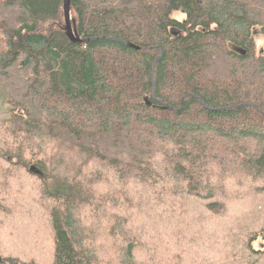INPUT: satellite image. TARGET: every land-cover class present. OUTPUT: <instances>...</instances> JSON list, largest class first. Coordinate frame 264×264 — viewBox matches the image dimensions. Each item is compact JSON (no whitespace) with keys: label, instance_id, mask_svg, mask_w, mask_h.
<instances>
[{"label":"trees","instance_id":"obj_1","mask_svg":"<svg viewBox=\"0 0 264 264\" xmlns=\"http://www.w3.org/2000/svg\"><path fill=\"white\" fill-rule=\"evenodd\" d=\"M69 15L78 41L63 0H0V175L23 172L45 209L0 264H45L38 237L50 264H178L183 248L264 264V0H69ZM188 202L191 221L170 217Z\"/></svg>","mask_w":264,"mask_h":264},{"label":"rangeland","instance_id":"obj_2","mask_svg":"<svg viewBox=\"0 0 264 264\" xmlns=\"http://www.w3.org/2000/svg\"><path fill=\"white\" fill-rule=\"evenodd\" d=\"M256 42H257V48H260L262 47L264 43V38L261 35H257ZM0 43L2 42L0 41ZM0 170H1L0 173L3 174L4 167H1ZM22 175H23V172H21L20 170H15L11 175L7 177L0 175V191L2 187L5 188L4 193H2V195L4 196L3 204L9 211V216L7 218H9L12 221V222L5 221V223L12 225L11 227L3 226L0 228V242H1L0 245L3 244L7 246L10 250L12 247H17V246H15V244L10 242V240H13V237L10 239H7L6 243H4L3 241L5 240V237L9 238L8 237L9 234H11L12 236L14 234V238H17L19 234L18 232L19 229H21V227L24 226L26 222L30 221L28 218L36 219L35 216H37V218L39 217V219L42 220L41 216L45 215V209L39 206V199L35 193V189L33 188V186L30 185L28 182H24L22 178H18V176H22ZM22 184H25L26 188L22 187ZM195 204L196 203L188 202L183 206H177L176 210L174 211L175 213H170V217H174L175 219L182 220L183 223L186 224L187 222L191 221V218L194 215L193 208L195 207L193 205ZM108 206H109V203L107 202L106 207ZM141 207L143 208L142 204H141ZM109 209L111 210V212L114 211L113 208H109ZM199 209L200 211L206 213L205 211H203L202 206H199V208L196 210H199ZM155 211L157 212V214L161 213L159 208L155 209ZM182 213L184 214L181 215ZM39 219L38 221H40ZM16 224L21 225V227L20 228L15 227ZM44 234L45 233L43 232V235ZM40 238L41 237L36 238L32 245H36V248L41 250V253H39L40 254L39 256L41 260L43 259L42 263L50 264L51 263V255L49 254L50 253V242L47 241V238H43L42 241L40 242ZM256 246L261 247L262 244L260 242H257ZM2 247L3 246L1 245V248ZM182 250H183V254H181V256L183 255L184 260L178 264H193L192 261L190 262L188 260L189 251L188 250L187 252L184 251V248ZM24 254H27L26 261L30 260L29 254L28 253H24ZM158 255L161 258L167 257V254H163V253H158ZM105 260L108 261V264H114V261L110 260L109 254L107 255V257H105ZM213 260L215 262L221 261V259L218 260L214 256H213ZM106 261H101V264H107ZM27 264H29V261H27Z\"/></svg>","mask_w":264,"mask_h":264},{"label":"water","instance_id":"obj_3","mask_svg":"<svg viewBox=\"0 0 264 264\" xmlns=\"http://www.w3.org/2000/svg\"><path fill=\"white\" fill-rule=\"evenodd\" d=\"M63 15H64L65 29H66L68 37L72 41H78L79 38L73 32V29L71 26L70 15H69V0H63ZM125 43L128 46L135 47L133 44H131L129 42H125ZM135 48L138 49L139 47L136 46ZM241 53L244 54V51H241ZM159 58H160V56L157 57V59L155 60L153 65H155L158 62ZM147 104H149V103H147ZM166 108H170V107L166 106Z\"/></svg>","mask_w":264,"mask_h":264}]
</instances>
